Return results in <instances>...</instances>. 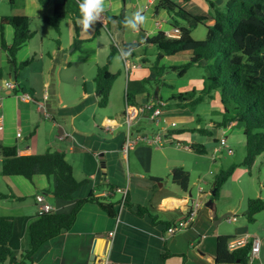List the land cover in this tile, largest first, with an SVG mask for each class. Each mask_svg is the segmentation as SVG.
Wrapping results in <instances>:
<instances>
[{"label":"crops","instance_id":"0c3cea01","mask_svg":"<svg viewBox=\"0 0 264 264\" xmlns=\"http://www.w3.org/2000/svg\"><path fill=\"white\" fill-rule=\"evenodd\" d=\"M79 1L83 0H65V18L59 24V32L52 37L44 36V32L39 29L43 28L44 17H50L53 14V0L42 4L37 0H13V7L8 13L29 17L30 29L34 32L33 37L17 51L15 60L20 63L33 58L27 66L12 73L8 55L0 44L2 72L0 116L3 119L0 148L15 147L18 155L39 154L48 149L62 151L73 167L76 180L84 181V183L73 193L71 200H61L54 198L47 191L49 185L43 175H35L32 180L22 176L5 177L8 182V190L5 194L13 195L14 193L23 196L24 199L17 200L14 197L3 199L9 200L10 204L21 203V205L15 206V210L2 212V215H36L38 204L35 197L38 194H43L46 201L54 205L58 212L69 211L77 199L85 198L90 194L100 199L102 203H113L115 208L113 216L103 211L97 201L85 203L77 213L70 229L62 230L59 235L45 242L35 252L32 257L33 264H91L92 261L95 263L102 261L107 250H109L110 264H216L215 238L220 233L213 234V229L209 228V222L216 219V214L212 217L211 210L201 200L206 191L210 195L212 183L211 189L205 190V185L208 184L206 178L201 177L195 181L198 188L202 187V193H199L200 201L197 199L199 206L193 208L186 194H183V190L173 181V174L177 168L187 171L190 181V170L184 168L182 163H178L179 159L173 158L174 154L168 151L173 150L170 146L173 145L172 141L168 143L164 139L168 136L178 144L184 141L183 136L178 138L181 131L177 128V123L175 127L164 133L160 143L151 144L141 140L126 156L121 153L125 135L123 111L130 70H138L135 76L142 79L150 75L148 70L145 73L141 71L144 66L139 62L138 55H135L134 59L129 55L126 57L123 55L122 43H136L141 36L151 37L158 31L171 33L175 27L171 25L170 14L164 9L157 8L158 0H104L105 11L101 14V18L104 21L110 16L122 17L124 18L122 27L119 29L115 21H112L108 27L104 25V21L103 24L96 22L89 30L83 27L81 30ZM176 2L193 14L206 16L208 19L206 23L212 20L211 7L207 0H176ZM218 2H215V5L219 6ZM137 11L144 15L145 22L133 30L126 26L125 21L131 19ZM1 15L8 14L0 12ZM179 22L184 23L181 20ZM121 29L125 32L131 30L133 37L137 36V39L129 38L125 32L119 31ZM62 30L68 36L67 43L62 41L64 33ZM96 31L97 34H95ZM3 33L5 42L10 45L13 40V31L12 35L10 30L7 35L5 30ZM48 39L56 42L55 47L47 44ZM75 41L79 43L78 47L75 46ZM112 48L117 50L115 54L121 58L126 74L123 81L126 85L125 96L123 102L114 107L113 82L108 104L100 108L97 105L98 92L95 89L94 79L97 67L107 63ZM178 55L185 59L184 62L190 58V54ZM123 58L130 64H135L136 67L126 71ZM179 61L164 56L159 65L170 67L182 64ZM111 65L112 61L108 64V70ZM6 66L9 67L6 69ZM162 75L161 73L159 80L168 88L167 97L172 93L180 92L175 89L174 84L169 85L165 82ZM7 81L15 84L12 91L3 86ZM159 91L160 88L157 89V94L153 95L144 91L136 92L134 103L160 99ZM21 92L29 94L30 99L20 100L16 93ZM142 93L145 94V98L138 102L137 95ZM198 106L190 113L186 109L166 104L163 110L167 111L163 115L175 121L173 120L175 116H184L188 119L189 114H208L212 109L209 105L202 111L198 109ZM218 106L217 104L216 107ZM196 109L198 111H195ZM149 114L150 112L142 114L137 123L145 120L152 124ZM196 121V128L202 126L198 122L199 119ZM210 121L212 120L207 122L205 131L202 133L210 131V126L214 127L215 122ZM108 123L111 127L105 129L104 126ZM132 132L133 134L148 133L137 128H133ZM195 145L202 144L190 143L183 149L187 151H178L193 152L197 155L208 153L195 152ZM205 161L208 160L205 159ZM1 164L0 154V171ZM171 169L172 172L167 173ZM206 174L212 175L213 172L205 171L204 175ZM110 186L113 188L111 189ZM116 187L127 189L126 202L122 207L120 206L121 195L112 192ZM2 204L4 208L12 207L6 205L4 201ZM137 207L146 210L138 215ZM16 208L20 209L16 210ZM191 210H195L191 224L173 236H167V226L183 219ZM225 213L232 214L233 208L230 206L225 208ZM111 230L114 236L112 242H108L107 233ZM222 235L238 238L237 236L242 234L238 230L231 234L224 232ZM93 255H95L94 260L91 259ZM253 262L264 264L261 245L259 254Z\"/></svg>","mask_w":264,"mask_h":264},{"label":"trees","instance_id":"16d2710c","mask_svg":"<svg viewBox=\"0 0 264 264\" xmlns=\"http://www.w3.org/2000/svg\"><path fill=\"white\" fill-rule=\"evenodd\" d=\"M37 1L42 4L48 0ZM207 1L212 10L211 26L206 23L208 20L206 16L187 11L176 0H158L157 8L164 9L170 14L171 25L178 30L179 36L168 37L163 31H158L151 37L141 36L136 43H122V53L125 57L129 55L132 58L136 55L134 50L141 44L155 45L158 52L152 68L159 72V76L165 70H177L178 75L182 77L190 67L201 66L204 75L200 80L199 91L192 88L188 91L172 93L163 99L165 105L193 110L196 106L204 104L206 98L211 99L215 93H218L223 118L220 122H215L214 126L223 128L229 126V123L241 126L245 138V155L240 162L232 163L228 168L214 175L212 182L214 194H210V199L214 201L220 187L237 166L251 167L256 157L264 152V0H227L222 7ZM9 3L12 4L13 0H9ZM53 6V15L44 17V21L51 24L58 33L59 24L66 15L65 0H53ZM180 20L184 23L179 22ZM104 21V25L108 27L112 21H115L120 29L124 18L110 16ZM29 24L30 18L25 15L0 16V44L8 55L14 73L30 63V60L20 63L15 60L17 51L34 35ZM3 25H9L13 30V40L10 45L5 42ZM198 25L206 28V35L202 40H195L191 36L192 29ZM78 42H74L77 47ZM116 52L117 50L112 48L107 63L97 67L94 82L98 92L97 105L100 108L108 104L110 89L116 78V74L108 70V64ZM182 53L190 54L186 62L170 67L159 65L164 56L173 57ZM148 61L144 57L142 64ZM153 72L152 70L148 77L141 79L139 83L142 87L141 91L137 86L132 89L131 81H128L125 97L128 104H138L134 103V94L144 91V85L149 79H153L151 76ZM1 73L0 69V76ZM154 80V83L157 81L160 83L157 78ZM160 100L163 101L162 98ZM195 130L205 131L203 126ZM194 150L201 154L207 152L202 145H195ZM0 154L1 174L4 177L22 176L32 180L35 175H43L48 181L47 191L54 198L71 200L73 193L84 183L76 180L73 167L62 151L48 149L39 154L18 155L15 147H2ZM173 181L182 190H186L189 188L188 172L177 168L173 174ZM12 194L0 192V199L13 197L17 200L24 199L23 196ZM99 200L90 194L85 198L77 199L67 212H58L54 206L55 210L42 214H39L37 209L34 216L0 215V264H5L8 256L7 264H33L32 257L41 245L59 235L62 230L70 229L77 213L87 202L97 201L108 215H115L113 203L105 204ZM263 209L264 200L259 197L248 199L244 216L252 223L255 221V216ZM145 210L137 207L136 213L141 215ZM23 237L27 239L26 244L21 241ZM230 239L232 237L227 235L216 236L214 254L216 264L236 262L248 264L250 243L230 251L227 248Z\"/></svg>","mask_w":264,"mask_h":264},{"label":"rangeland","instance_id":"374dc122","mask_svg":"<svg viewBox=\"0 0 264 264\" xmlns=\"http://www.w3.org/2000/svg\"><path fill=\"white\" fill-rule=\"evenodd\" d=\"M212 1H215V2L219 1L218 5L222 7L225 4L224 2L227 0H212ZM11 7H13V3L10 4L7 0H4V2L3 0H0L1 14L12 15L11 13L10 14L8 13L9 9L11 10ZM42 25H43V28L39 30H42L44 32V36L53 37L56 31L51 26V24H49L48 22H45ZM208 25L209 26L212 25V20L208 21ZM3 27H4L3 32L5 30L6 35L9 33V30L11 31V35H12L13 30L9 25H3ZM80 28L82 30V25H80ZM119 31L121 33L125 32L123 29ZM63 32L64 33L62 34V41L64 43H67L68 36L66 35L65 31ZM171 33L173 35H177L175 31H172ZM125 35L129 36V38L137 39V36L133 37L131 30L125 32ZM205 35H206V28L203 25H198L196 26L195 29H192L191 36L195 40H202L205 38ZM119 36L123 38V36L121 35ZM46 42L50 47H53V46L55 47L56 42L51 41V39L46 40ZM157 52L158 50L155 45H146V44H141L138 48L134 50V54L138 55L139 58H141L139 62L141 63L142 66H144L142 70L141 69L140 70L143 71L144 73L146 70L150 71V73L152 72V70L154 71L151 74L153 79H149V82H147L144 85V92H147L153 95V94H157V89L160 88V91L158 93L159 98L161 97L163 99H166L168 88L162 83H159L158 81L154 83L155 78L159 80V74H158L159 72H157L156 70L152 68V63H154V61L156 60ZM144 57H146L149 61L145 64H142V59ZM32 58L33 57L29 58V60H32ZM132 59L134 58L132 57ZM169 59H172L174 61L180 60L179 63H183L185 61V59H183V57L179 55L169 57ZM111 61H112V65H111L110 70L112 72L110 70L109 72L112 74L119 73L118 75H116V78L113 84L114 85L113 102H114V107H117L119 103L123 102V99L125 96L126 85H124L123 81H124V78H126V74L124 72L121 58L119 57L118 54L113 55V59ZM9 66H6L5 68L7 69ZM137 71L138 70H133V69L130 70V81H131L130 87L133 89L135 86H137L138 89L141 91L142 87L140 86L139 83L142 77L135 76V73ZM11 72L14 73L13 71ZM177 72H178L177 70H165L164 73H162L163 74L162 79H164L165 82H167L169 85L174 84L173 86L174 87L176 86L175 89L179 90L180 92L188 91L192 88L196 89L197 92L199 91L200 80L204 75V72L201 66L190 67L182 77H180ZM144 98H145V94L142 93V94L137 95L136 99L139 102L141 100H144ZM211 99L206 98L204 104L202 106H198L199 110L204 111L205 107H208L209 105H211L212 109L209 110L208 114L206 113H199L197 115L189 114L188 119H186L187 117H184V116H175V119H173L177 123V128L180 129L181 131L178 138L183 136V140H184L183 142L178 144L176 141L171 140L168 136L164 137V139H166L168 143L172 141L171 144L173 145H170V146H172L173 150H168V151L172 155L174 154L173 158L176 157V159H179V161L177 162L182 163L184 168L190 170L189 189L192 191L193 201L197 199L200 201L198 185L197 183H195V181H198V178H201V177H204V179L206 178L205 180L207 181L208 184L205 185V190H210L214 175L218 173L220 170L228 168L230 164L240 162L245 155V138L242 134L241 126H239L238 124H232L231 126L229 125L228 127H223V128L216 127V126L214 127L210 126L209 127L210 131L207 133H202V132L195 130L196 124H197L196 119H199L198 122L201 123L204 129H205V125L207 124L209 120H212L213 122H216V123L222 120L223 110L219 103L218 93H215L213 95V98ZM217 104L219 105L218 107H216ZM106 109H109V108H106ZM172 109H175V108H172ZM186 110L187 112H190V113L192 111L190 108ZM166 111L167 110H163V113H165ZM195 111H198V110L196 109ZM131 128L145 130V132L152 133V136L157 133H161L160 126L155 125V124H149L145 120L141 121L140 123H137L134 126L132 125ZM223 137L225 138L226 145L219 146V141ZM190 143L202 144L208 153L206 155H197L193 152L191 153V152L178 151V150L187 151L183 149L184 147L185 148L188 147ZM215 147L219 148L220 150L219 152L221 153V156H220V153L217 152L215 160H212L211 157L214 153ZM228 150H232V153L227 154ZM205 159L208 161H205ZM209 170H211L213 174L204 175L205 171L208 172ZM170 172H172V169L170 171H167V173H170ZM6 180L7 179L1 174V171H0V192L5 193L8 190L7 189L8 182H6ZM257 197L264 200V152L256 157L251 167L247 168L245 166H237L234 169L231 176L220 187L218 196L216 197L214 201L215 204L214 205L212 204L211 208L207 207L208 209L211 210L212 217H214V214H216L215 215L216 219L211 220L209 222V228L213 229L212 230L213 234H216V233L222 234L224 232H226L227 234H231L239 230L240 234L242 235H238L237 237H241L245 234L257 236L261 242V252L264 253V209L255 216V221L252 223L248 222L246 220V217L244 216V211L246 208L247 200L252 199V198H257ZM201 200L204 201V203L210 200V195L207 191L206 193H204V195H202ZM2 201H4L6 205H10L12 207L4 208L3 207L4 204H2ZM8 201L9 200L5 201V200L0 199V215L3 214L2 212H5V211L8 212L14 209L15 206L21 205V203L10 204L11 202H8ZM229 206L233 208V213L231 215H227L226 217L221 218L222 215L224 214L225 208ZM19 209L20 208H16V210H19ZM240 227L241 229H239ZM21 241L23 244H26L27 242L26 237H23Z\"/></svg>","mask_w":264,"mask_h":264},{"label":"built area","instance_id":"2783aa9c","mask_svg":"<svg viewBox=\"0 0 264 264\" xmlns=\"http://www.w3.org/2000/svg\"><path fill=\"white\" fill-rule=\"evenodd\" d=\"M83 1H79V3H82ZM97 22H100L101 24L104 23L103 19L101 18V15L99 17V20ZM177 35H173L172 33L166 32V36L168 37H178L179 32L177 29L174 30ZM123 62L125 65V70L127 71L129 68H135V64H130L128 61L123 58ZM3 86L5 88L9 89V91L13 90L15 88V84L12 81L4 82ZM17 97L20 100H27L30 99V95L26 93H16ZM165 105L164 101H161L160 99H149L148 101L144 103H139L137 105L128 104L126 102L125 108L123 111V125L125 128V135L123 139V143L121 146V153L126 156L127 153L132 150L138 141H146L151 144H158L161 142L164 133H166L170 128H173L176 126L175 121H171L167 119L163 115L162 107ZM149 119L151 120L152 124L160 126L161 133H157L152 136V134L148 133H142L137 132L136 134H133L132 132V125L134 126L137 124V122L140 120L141 115L144 113H149ZM105 129H109L111 127V124H107L104 126ZM3 129V119L2 116H0V131ZM226 141L225 138H221L219 141V146H225ZM219 148L214 149V153L212 155V160H215L216 153L219 152ZM231 150L227 151V154H230ZM112 192H117L121 195L120 200V206H124L126 202V195H127V189L125 187H116L113 189ZM199 192L202 191V187L199 186L198 188ZM36 200L38 202V213L42 214L48 211L55 210L54 205L48 203L43 195H37ZM194 208H197L199 206V201L196 200L195 203H193ZM195 214V210L189 211L188 215H186L183 219L176 221L175 223L167 226L166 228V234L167 236H173L177 232L182 231L183 229L187 228L191 224V220L193 215ZM234 219V218H233ZM229 220V219H228ZM114 236V232L111 230L107 233V240L108 242H112ZM250 243V252L248 257V264H254L253 260L258 256L260 251V245L261 242L258 237L245 234L242 237L238 238H232L227 243V248L232 251L239 247H243L246 244ZM92 264H110L109 261V250L106 251L105 258L102 261L93 262Z\"/></svg>","mask_w":264,"mask_h":264},{"label":"clouds","instance_id":"9594fccd","mask_svg":"<svg viewBox=\"0 0 264 264\" xmlns=\"http://www.w3.org/2000/svg\"><path fill=\"white\" fill-rule=\"evenodd\" d=\"M79 7L81 11L80 22L82 23V27L85 30L93 28L94 24L99 20L100 15L105 11L104 0H83V2L80 3ZM144 22V15H142L140 11H137L133 14L131 19H127L125 21V24L127 27L135 30ZM125 101L127 102L126 98ZM199 193H202V191ZM195 201H193V203H195Z\"/></svg>","mask_w":264,"mask_h":264},{"label":"water","instance_id":"95a60500","mask_svg":"<svg viewBox=\"0 0 264 264\" xmlns=\"http://www.w3.org/2000/svg\"><path fill=\"white\" fill-rule=\"evenodd\" d=\"M0 82H1V80H0ZM1 85L2 84L0 83V86ZM182 192H183V194H186V197L190 200V204L192 205V203H193V194H192V191L189 188H187L186 190H183ZM210 194L213 195L214 194V191L212 190L210 192ZM212 204H213V201H212V199H210L208 202L205 203V206L211 208L212 207ZM230 214L231 213H225V214L222 215L221 218L226 217L227 215H230ZM92 258L94 260L95 255H93V257H91V259ZM8 262H9V256L6 258L5 264H7ZM92 263H93V261H92Z\"/></svg>","mask_w":264,"mask_h":264}]
</instances>
